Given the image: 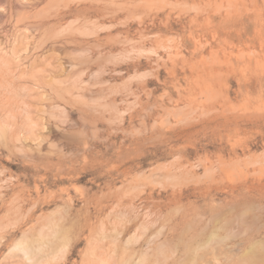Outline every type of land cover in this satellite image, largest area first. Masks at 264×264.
<instances>
[{
    "label": "rangeland",
    "instance_id": "1",
    "mask_svg": "<svg viewBox=\"0 0 264 264\" xmlns=\"http://www.w3.org/2000/svg\"><path fill=\"white\" fill-rule=\"evenodd\" d=\"M0 264H264V0H0Z\"/></svg>",
    "mask_w": 264,
    "mask_h": 264
},
{
    "label": "bare ground",
    "instance_id": "2",
    "mask_svg": "<svg viewBox=\"0 0 264 264\" xmlns=\"http://www.w3.org/2000/svg\"><path fill=\"white\" fill-rule=\"evenodd\" d=\"M19 243H20V242H19ZM21 243H22V242H21ZM21 243H20V244H17L16 247L19 246V245H21ZM21 250L24 252V253H23L24 255H28V251H26L25 248H22Z\"/></svg>",
    "mask_w": 264,
    "mask_h": 264
}]
</instances>
